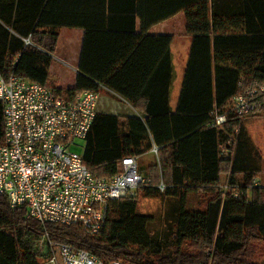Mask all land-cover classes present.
<instances>
[{"label":"trees","instance_id":"trees-1","mask_svg":"<svg viewBox=\"0 0 264 264\" xmlns=\"http://www.w3.org/2000/svg\"><path fill=\"white\" fill-rule=\"evenodd\" d=\"M42 1V13L32 14L27 26L21 25L27 15L18 7L13 15L0 10V75L24 78L64 97L99 93L103 87L132 105L138 114L132 117L96 113L84 140L82 163L93 177L109 179L121 170L122 159L156 147L158 165L145 175L150 184L136 191L157 197L155 185H165L163 226L160 236L150 241V219L137 214L139 199L134 196L108 203L98 235L78 225H42L28 218L24 207L11 208L0 196V264H40L51 254L48 242L39 247L44 232L53 244L85 250L101 261L264 264L252 260L251 246L264 244V187L256 182L261 159L243 117L231 111L235 97L264 85V0H182L191 45L175 113L167 98L158 101L128 83L122 88L113 63L111 74L99 75L82 62L73 88H60L49 74L58 32L82 24L59 11L51 23L55 26L45 27L51 0ZM223 5L228 12L219 14ZM222 18L230 19L229 24ZM29 36L31 43L25 45L22 39ZM255 101L260 108L249 116L264 111V95ZM218 115H225L220 125L215 124ZM3 132L0 102V139ZM190 195H202L201 208L189 207Z\"/></svg>","mask_w":264,"mask_h":264},{"label":"built area","instance_id":"built-area-1","mask_svg":"<svg viewBox=\"0 0 264 264\" xmlns=\"http://www.w3.org/2000/svg\"><path fill=\"white\" fill-rule=\"evenodd\" d=\"M30 45V36L23 38ZM264 85L234 98L231 111L249 116L260 107ZM98 93L84 91L64 97L45 86L12 75H0L3 105V137L0 139V196L11 208L24 207L27 217L42 225H78L89 235H98L105 224V211L112 200L127 196L150 184L139 174L136 157L121 160V170L109 179L95 178L71 148L84 141L97 113ZM225 115L215 116V124ZM156 154L157 148L152 147ZM160 182L155 189L163 193ZM48 242L49 257L40 264H122L101 261L85 250L53 244L44 232L42 249Z\"/></svg>","mask_w":264,"mask_h":264},{"label":"crops","instance_id":"crops-1","mask_svg":"<svg viewBox=\"0 0 264 264\" xmlns=\"http://www.w3.org/2000/svg\"><path fill=\"white\" fill-rule=\"evenodd\" d=\"M17 7L27 15L21 24L27 26L32 14L38 13L36 17H39L42 13L43 1L0 0V10L12 12V15ZM217 10L219 14L228 12L224 5ZM59 11L70 13L72 22L82 24L62 27L58 32L49 74L58 79L55 80L60 88H73L82 62L91 74L99 75L111 74L113 63L122 88L128 83L140 86L135 87L136 91L147 90L158 101L167 98L170 112H176L191 45V37L185 31L182 0H51L46 17L50 24L45 27L55 26L51 23L57 21ZM221 22L228 25L230 19L222 18ZM182 39L185 46H182ZM57 59L64 63L55 65ZM72 73V84L60 86L59 82L65 83ZM102 92L118 98L127 106L126 112L97 113L121 117L138 115L119 95L103 87L98 95ZM136 164L138 172L147 175L150 166L158 165L157 153L150 149L136 157ZM161 229L154 238L160 236Z\"/></svg>","mask_w":264,"mask_h":264},{"label":"rangeland","instance_id":"rangeland-1","mask_svg":"<svg viewBox=\"0 0 264 264\" xmlns=\"http://www.w3.org/2000/svg\"><path fill=\"white\" fill-rule=\"evenodd\" d=\"M182 46H185L184 41L182 39ZM64 63V61L58 60L55 62V65H59L60 63ZM57 66V67H59ZM67 66H69L67 64ZM58 81L56 77H53ZM73 73L68 75V80L65 83L59 85L62 87H68L72 84ZM60 80V79H59ZM125 104L118 100V98L109 96L106 93L102 92L98 95L97 101V111L98 112H107V113H124L126 112ZM242 124L245 127L254 147L256 148L258 155L261 159V171L262 173L257 174L256 179L260 181L259 184L264 186V111L257 113L255 115L246 116L242 118ZM75 145L77 147L71 148V150L75 153L81 154L83 151L84 141L82 140H75ZM142 176V175H141ZM145 177V176H143ZM225 180V176H222V182ZM256 180V181H257ZM139 193V194H138ZM137 195V196H136ZM127 196H134L139 199V205L137 209V214L149 217L150 221L146 226V233L149 240H153L156 237V234L159 233L160 229L162 228V220L165 211V205L162 202V193H159V196L147 198L144 197L142 191L140 192L132 191ZM202 195H190L188 197V205L190 208L199 209L201 208V199ZM253 249V257L252 260L261 262L264 261V244L261 242H253L251 244ZM184 250L190 251V246H185ZM146 259V258H145ZM147 260V259H146ZM151 260V259H148ZM127 264V263H124Z\"/></svg>","mask_w":264,"mask_h":264}]
</instances>
